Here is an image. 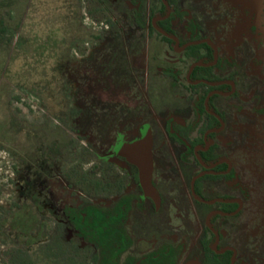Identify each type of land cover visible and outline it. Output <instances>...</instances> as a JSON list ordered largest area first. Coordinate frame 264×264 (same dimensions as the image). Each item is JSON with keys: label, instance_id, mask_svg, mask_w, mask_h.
I'll return each mask as SVG.
<instances>
[{"label": "rangeland", "instance_id": "374dc122", "mask_svg": "<svg viewBox=\"0 0 264 264\" xmlns=\"http://www.w3.org/2000/svg\"><path fill=\"white\" fill-rule=\"evenodd\" d=\"M162 3L147 0V25L141 27L131 0H0V18L7 24L0 42V264H17L20 255H35L54 239L70 249L75 231L68 225L67 205H109L122 187L139 192L134 168L116 146L138 136L146 124L158 135L153 173L164 204L155 212L146 197V209L133 211L136 242L127 254L151 250L177 228L187 234L179 264L200 261L205 227L223 224L222 244L238 250V264H264V113L249 111L253 101L240 99L234 134L229 125L211 140L233 161L238 190L221 177L200 178L209 203L233 191L238 197L240 212L232 227V217L215 216L219 203L195 201L191 187L202 169L195 155L166 133L165 118L172 111L198 121L193 109L198 91L186 85L190 61L179 63L183 73L176 87L161 70L181 56L175 42L150 31V23L162 16ZM245 5L258 10L262 0H177L170 9L180 12L174 21L178 51L189 41L192 17L204 37L230 52L244 27L260 19L258 13H242ZM227 115L232 121V112ZM96 178L106 186L103 195L94 191ZM171 239L178 241V234ZM88 255L80 252L79 260L93 264Z\"/></svg>", "mask_w": 264, "mask_h": 264}, {"label": "flooded vegetation", "instance_id": "af4514ba", "mask_svg": "<svg viewBox=\"0 0 264 264\" xmlns=\"http://www.w3.org/2000/svg\"><path fill=\"white\" fill-rule=\"evenodd\" d=\"M167 4L169 5V7L167 6ZM167 4V13L158 17L155 21L156 23H154L156 33L161 36L167 35L159 30V28H163L158 24V22L164 20L172 13H177L176 10L172 11L170 9V3ZM171 6H174V4ZM239 11L240 9H238V13ZM241 12H244V14L252 17H255L258 13V16L260 18L259 22L256 23L254 19L251 20L249 25L244 27V30L239 35L237 41L234 42L232 50L227 53H225V50L220 44L214 43L212 40L207 39L202 35L199 24L192 17H190L189 19H193L198 24L196 32L200 34V38L192 39L191 37L193 33L187 26L189 41L187 44L182 46L181 51H178L177 44L179 43V40L175 36L176 31L174 29L173 22L174 33L168 32L164 29L163 30L171 35L167 37L172 39V41H167L176 43V51L180 52L181 56L172 59V62H169L168 65L161 66V70L164 71V73L168 77L172 78V86L176 87L178 86L179 81L182 80L181 76L183 73L179 63L190 61V66L188 68V71L186 72L185 79L188 82V84H186L188 85V87L198 91L197 98L193 102V109L198 116V121L195 122V124H198V127H194L195 124L189 122L185 116L172 111L165 118L166 133L173 142L184 144V146L186 147V153L194 154L197 163L202 169L198 172V175L194 177L191 187L195 201L203 202L206 204L219 203V211L215 215L232 217V227H234V221L236 220L235 217L240 212L239 199L236 195L233 194L234 191L232 192V194H221L220 196H218L220 199H213V202L209 203V200H207L208 197H206L204 193L205 185L199 184L200 192L202 193L199 194L196 182L203 176L210 174L216 176L214 178L221 177L225 179L227 183L231 181L232 190H238L239 186L241 185L239 182L237 170L234 169L233 161H231L229 158H226L225 155H222L218 151L216 143L211 142V140L215 139L218 133H223L224 131H226L229 128V125L232 126V134H234V127H236L239 123L237 111L240 108V99H247L250 102L253 101L252 106L250 105V107L248 108L249 111L264 113V104H261L262 102H264V0H262V5L258 8V10L246 8L245 5ZM176 15V18L180 17L179 14ZM197 43H207L211 46L213 55L211 59L209 56L211 50L207 46H204L201 49V54L203 56L201 59H195L188 56L189 46ZM197 67H201V69L198 71V73L195 74V76H192L193 71ZM215 98H219V102L222 105L219 106L220 103L216 104ZM201 107H204V109H202ZM228 112H232V121H230L228 118ZM231 122L232 124H230ZM146 125H149L152 130L154 154L155 143L158 138L157 131L154 127H152V125ZM143 127L141 128L140 134ZM194 132L196 134L194 138H192V134ZM233 139L234 138L232 136L231 140ZM210 150H213V153L218 156V159L214 162L208 163L205 161L202 154L203 152H207ZM152 180L159 194L160 202L158 203L154 198L146 196L144 192L143 194L145 197L152 200L153 208L156 212V210H158L159 207L164 204V202L161 192L154 181V173L152 175ZM234 205H236V207H234ZM230 207H232L233 209L229 210L228 208ZM212 214L213 213L210 212L208 217H212ZM138 223L136 222V225H138ZM162 225L163 224L161 223H155L154 226L159 227ZM222 225H219V227L215 228L208 226L216 237L213 249L219 254H223L226 251L231 250L232 256L230 264H238V250L234 246H230L229 244H222V241L226 238V232L224 233V230H227L224 229ZM179 231L180 230H177V228L169 230L168 238L170 239L163 238L157 240L156 244H154V247H156L160 242L164 241H171L178 244L183 243V241L187 240V234L186 231ZM175 233L178 234V241H174L171 239V237H173ZM161 236H164V234H162ZM141 238L142 237H140V239ZM184 245L186 246V244ZM215 247L217 248V250L215 249ZM259 247V244H255L253 246V250L258 251ZM126 256L127 252L125 253L124 257ZM254 260L256 263L259 259L255 257ZM188 262H190L189 264H203L202 260L198 261L196 258L188 259L184 264H187Z\"/></svg>", "mask_w": 264, "mask_h": 264}, {"label": "trees", "instance_id": "16d2710c", "mask_svg": "<svg viewBox=\"0 0 264 264\" xmlns=\"http://www.w3.org/2000/svg\"><path fill=\"white\" fill-rule=\"evenodd\" d=\"M131 1L134 6L133 15L135 24L145 27L147 25V0ZM176 1L177 0H169V3L173 5ZM161 13L162 15L167 13V6L165 3H162ZM178 13L180 12L172 13L164 20L159 21L158 24L164 30L174 33L173 22ZM187 26L193 33L192 39L200 38V34L196 32L198 24L193 19L188 20ZM149 28L151 33L156 32L153 23H150ZM6 29L7 24L4 18H0V42L3 41ZM163 38L172 41V39L167 36L163 35ZM204 46H207L211 50L209 54L211 59L213 56L212 48L207 43H197L189 46L188 56L201 59L203 57L201 49ZM200 69L201 67H197L193 71L192 76H195ZM201 108L204 109V107ZM202 156L208 163L218 159V156L213 153V150L203 152ZM131 165L135 171L134 177L137 183H139L137 168L135 165ZM205 176L216 177L210 174ZM92 184L95 188L94 191L98 195H103L106 190L103 181L96 178L92 180ZM199 184L200 179L197 180L196 186L199 194H202ZM118 193L119 197L109 205L97 204L89 201H84L79 205H67L64 211L68 220V225L75 231V236L71 240L70 249L60 247L58 239H54L53 242L40 246L39 249L36 250L35 255L27 253L20 255L17 264H37L41 262L84 264L79 260L80 252L82 251L89 254L88 256L93 264H179V260L186 246L183 243L178 244L171 241L160 242L156 247L141 255L127 254V256L124 257L125 253L128 252L136 242V237L130 229V226H132L130 222L131 214L136 209H146L144 205V199H146V197L143 194L140 184L139 192L126 193L122 187ZM234 207H236V205H234ZM228 209L231 210L233 208L230 207ZM215 216L211 217L213 222ZM215 240V234L206 226L204 234L200 239L201 249L205 252V255L201 259L203 264H230L232 251L228 250L223 254L217 253L213 249ZM83 242L86 243L87 247L81 250L80 245Z\"/></svg>", "mask_w": 264, "mask_h": 264}, {"label": "water", "instance_id": "95a60500", "mask_svg": "<svg viewBox=\"0 0 264 264\" xmlns=\"http://www.w3.org/2000/svg\"><path fill=\"white\" fill-rule=\"evenodd\" d=\"M164 1L167 4L166 0ZM167 6L169 7L168 4ZM159 30L167 36H171L163 29L159 28ZM153 143L154 141L151 127L149 125H145L139 136L119 142L116 146V152L118 155L125 158L129 163L136 166L139 182L144 194L154 198L159 203V194L152 180L154 169ZM215 249L217 250L216 247ZM189 263L190 262L187 264Z\"/></svg>", "mask_w": 264, "mask_h": 264}]
</instances>
